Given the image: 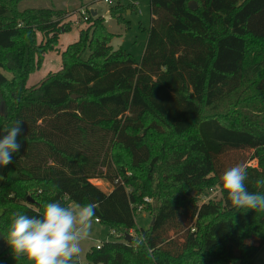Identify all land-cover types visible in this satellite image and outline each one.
Instances as JSON below:
<instances>
[{
    "label": "trees",
    "instance_id": "trees-1",
    "mask_svg": "<svg viewBox=\"0 0 264 264\" xmlns=\"http://www.w3.org/2000/svg\"><path fill=\"white\" fill-rule=\"evenodd\" d=\"M24 1L0 0V132L21 121L0 184V233L14 213L36 215L47 202H94V219L120 237L92 247L86 264H249L264 246V211L233 208L220 176L229 153L251 152L235 163L249 191H264L255 187L264 177V0H150L139 63L111 46L115 35L91 11L60 70L32 86L71 26L68 12L22 10ZM134 9L109 7L126 26ZM206 191L221 198L201 202ZM141 213L154 224L139 228ZM0 264L29 262L0 237Z\"/></svg>",
    "mask_w": 264,
    "mask_h": 264
},
{
    "label": "clouds",
    "instance_id": "clouds-1",
    "mask_svg": "<svg viewBox=\"0 0 264 264\" xmlns=\"http://www.w3.org/2000/svg\"><path fill=\"white\" fill-rule=\"evenodd\" d=\"M21 121L3 128L6 135L0 139V166L12 163V155L21 145L17 137ZM248 171L238 163L220 176L222 191L237 210L264 211V191H249ZM257 189H264V177L255 180ZM97 205L94 202L69 207L60 201L47 202L36 215L13 214L8 229L0 233L11 249L14 259L25 258L29 264H78L82 244L92 236ZM146 245V237L139 235L132 241L138 249ZM150 258L151 253H149Z\"/></svg>",
    "mask_w": 264,
    "mask_h": 264
},
{
    "label": "rangeland",
    "instance_id": "rangeland-1",
    "mask_svg": "<svg viewBox=\"0 0 264 264\" xmlns=\"http://www.w3.org/2000/svg\"><path fill=\"white\" fill-rule=\"evenodd\" d=\"M114 1V0H113ZM122 3L129 7L135 6V11L125 13V20L128 23V26L118 24L115 19L112 18L110 14L109 7L111 4L104 2V0H52V1H33L27 0L24 1L20 9L24 10L27 8H39L47 7L53 8L56 10H64L71 14L74 11L86 7V9H93L101 15L106 23L108 31L115 35L114 39L111 42V46L114 49H123L126 53L133 56V58L139 63L142 59L150 27L152 22L151 15V4L150 0H121ZM196 4V3H195ZM74 10V11H73ZM131 11V10H130ZM88 24L80 26L71 25L70 31L63 34L60 37L57 50L49 53L41 66V69L33 74L30 77L28 85H33L38 82L41 78L45 77L49 72H56L61 68V57L60 54L64 51V47L68 44H71V41L75 40L79 31L87 28ZM66 49V48H65ZM88 52L84 54V58L88 57ZM6 135L3 131L0 132V139ZM251 152H234L229 153L224 159V169L235 165V161L239 162L242 159H248L251 156ZM241 159V160H240ZM250 165H256V162H251ZM4 169L5 166H0V184L4 178ZM95 181V180H94ZM92 183L102 189V187L97 183ZM104 189V188H103ZM204 197V198H203ZM211 198L220 199L221 195L218 191H206L200 195L201 202L203 200H208ZM73 207H76L73 205ZM136 224L139 228L146 229L152 223V218L149 214L141 213L136 216ZM112 231L109 227L103 226L99 223H96L95 219L93 221V230L92 236L88 241L83 242L82 244V253L80 255L79 261L81 264H86V255L92 247L97 245H102L104 243H109L114 241V238L111 237ZM249 264H264V246L261 248L259 253L255 256Z\"/></svg>",
    "mask_w": 264,
    "mask_h": 264
},
{
    "label": "built area",
    "instance_id": "built-area-1",
    "mask_svg": "<svg viewBox=\"0 0 264 264\" xmlns=\"http://www.w3.org/2000/svg\"><path fill=\"white\" fill-rule=\"evenodd\" d=\"M104 2L111 4L113 0H104ZM93 11V9H86V7H82L73 13L69 14L67 17L66 23H69L70 25H76L77 27L80 26V24L86 25L89 20V13ZM146 203H151L152 201L148 198L144 199ZM144 210L143 206H140L138 208L139 212H142ZM96 223H99L98 219H95ZM112 234L116 237H120V235H117L115 231L112 232ZM103 245V244H102ZM102 245H97L96 249H100Z\"/></svg>",
    "mask_w": 264,
    "mask_h": 264
},
{
    "label": "crops",
    "instance_id": "crops-1",
    "mask_svg": "<svg viewBox=\"0 0 264 264\" xmlns=\"http://www.w3.org/2000/svg\"><path fill=\"white\" fill-rule=\"evenodd\" d=\"M134 11H135V9H134ZM129 12H132V11H129ZM97 13H98V12H97ZM70 26H71V25H70ZM63 34H65V33H63ZM63 34H62L60 37H62ZM78 34H79V32H78ZM78 34H77L76 39L73 40V41H71V44L77 41V39H78ZM59 40H60V39H59ZM68 45H70V44H68ZM68 45H67V46H68ZM67 46L64 47L63 50H65V48H67ZM49 73H53V72L51 71V72H49ZM49 73H48V74H49ZM48 74H47V75H48ZM47 75H46V76H47ZM32 76H33V75H32ZM46 76H45V77H46ZM45 77H43V78H45ZM43 78H41V79H40L38 82H36L35 84L39 83ZM35 84H33V85H35ZM30 86H32V85H30ZM93 182H97V183L102 187L101 190H103L105 193H110V192L113 190V186H112L111 184H109L108 182H106V181L95 180V181H93ZM103 188H104V189H103ZM72 207H73V205H72Z\"/></svg>",
    "mask_w": 264,
    "mask_h": 264
},
{
    "label": "water",
    "instance_id": "water-1",
    "mask_svg": "<svg viewBox=\"0 0 264 264\" xmlns=\"http://www.w3.org/2000/svg\"><path fill=\"white\" fill-rule=\"evenodd\" d=\"M189 8H190L191 10H195V9L197 8V5L195 4V2H190V3H189ZM97 15H98L97 11L93 10V11H92V16H93V17H96ZM74 98H75V97H74ZM0 113H1L2 116L4 115L3 104H2V106H1ZM153 224H154V219H153V221H152V225H153ZM129 237L132 238V236H129Z\"/></svg>",
    "mask_w": 264,
    "mask_h": 264
}]
</instances>
